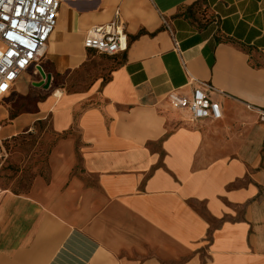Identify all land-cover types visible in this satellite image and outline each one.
<instances>
[{
    "label": "crops",
    "instance_id": "1",
    "mask_svg": "<svg viewBox=\"0 0 264 264\" xmlns=\"http://www.w3.org/2000/svg\"><path fill=\"white\" fill-rule=\"evenodd\" d=\"M117 9L129 47L102 59L84 38ZM43 63L0 101L5 139L57 134L27 192L1 186L0 264H264V0H65ZM200 81L222 118L169 100Z\"/></svg>",
    "mask_w": 264,
    "mask_h": 264
},
{
    "label": "built area",
    "instance_id": "2",
    "mask_svg": "<svg viewBox=\"0 0 264 264\" xmlns=\"http://www.w3.org/2000/svg\"><path fill=\"white\" fill-rule=\"evenodd\" d=\"M64 1L0 0V101L9 95L17 80L27 71L42 76V80H45L42 72L52 78V73L45 69L42 59L56 29ZM162 22L171 33L178 50L171 22L166 17H162ZM84 45L109 56L127 50L129 40L120 10H116L111 22L92 26L86 33ZM195 80L191 77L189 83ZM216 92L222 91L210 82L200 81L199 87L194 88L191 95L172 90L168 98L178 109L186 111L191 121L207 118L218 120L223 116V109L221 103L211 96ZM249 106L257 109L264 120V110ZM1 127L0 123V170L7 154ZM2 190L0 185V194Z\"/></svg>",
    "mask_w": 264,
    "mask_h": 264
},
{
    "label": "rangeland",
    "instance_id": "3",
    "mask_svg": "<svg viewBox=\"0 0 264 264\" xmlns=\"http://www.w3.org/2000/svg\"><path fill=\"white\" fill-rule=\"evenodd\" d=\"M100 55L102 59L108 57L106 54ZM45 69L48 68L45 66ZM108 70L106 65L99 67L102 73L107 74ZM85 84L87 81H83V72H79L70 77L68 89L82 90ZM1 135L6 136L4 131ZM56 137L50 119L37 122L32 130L6 137L7 154L0 170L1 186L15 193L27 192L35 176L46 174L49 151Z\"/></svg>",
    "mask_w": 264,
    "mask_h": 264
},
{
    "label": "water",
    "instance_id": "4",
    "mask_svg": "<svg viewBox=\"0 0 264 264\" xmlns=\"http://www.w3.org/2000/svg\"><path fill=\"white\" fill-rule=\"evenodd\" d=\"M43 74V77L45 80L42 81L43 84H45L46 86H49L50 85V81H51V75H48L46 77V75L42 72Z\"/></svg>",
    "mask_w": 264,
    "mask_h": 264
}]
</instances>
